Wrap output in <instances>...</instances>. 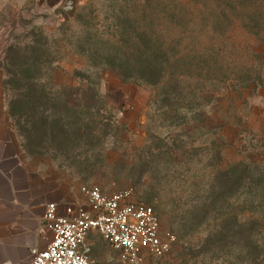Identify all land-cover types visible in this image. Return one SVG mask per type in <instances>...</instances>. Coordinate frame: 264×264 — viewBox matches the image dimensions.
I'll list each match as a JSON object with an SVG mask.
<instances>
[{"label": "rangeland", "instance_id": "1", "mask_svg": "<svg viewBox=\"0 0 264 264\" xmlns=\"http://www.w3.org/2000/svg\"><path fill=\"white\" fill-rule=\"evenodd\" d=\"M134 1L77 0L70 16L67 0H0V95L7 108L12 93L38 91L22 100L38 121L31 152L18 136L25 160L75 192L82 184L132 187L177 237L158 264H264V194L252 182L264 162V74L239 119L223 93L160 108L164 91L124 79L120 67ZM258 50L264 59V43ZM45 106L62 125H41ZM234 215L254 220L250 247ZM236 229L242 234L233 243L215 241ZM91 239L96 264H120L99 235Z\"/></svg>", "mask_w": 264, "mask_h": 264}, {"label": "trees", "instance_id": "2", "mask_svg": "<svg viewBox=\"0 0 264 264\" xmlns=\"http://www.w3.org/2000/svg\"><path fill=\"white\" fill-rule=\"evenodd\" d=\"M132 3L134 7L127 17H132L133 32L119 47L127 52V58L119 59L124 79L160 87L164 91L160 108L223 93L230 101L233 116L239 119L246 99L256 95L263 84L264 59L258 49L264 43V0H136ZM37 94V89L32 88L16 91L7 104L8 117L22 138L21 145L29 152L38 121L34 118L35 107L24 108L22 100H32ZM41 94L45 102L51 100L46 91ZM53 107L45 106L40 121L43 127L62 121L50 114ZM72 108L76 111L78 107ZM257 162L255 172L260 180L252 181L256 185L253 188L264 194V162ZM244 174L247 175L245 168L238 176L233 175L234 186ZM231 217L235 226L243 228V235L246 234L243 240L250 247L254 242L251 228L254 220ZM242 231L236 229L227 236H217L215 241L230 239L233 243Z\"/></svg>", "mask_w": 264, "mask_h": 264}, {"label": "built area", "instance_id": "3", "mask_svg": "<svg viewBox=\"0 0 264 264\" xmlns=\"http://www.w3.org/2000/svg\"><path fill=\"white\" fill-rule=\"evenodd\" d=\"M79 194L63 213L57 203L48 204L45 220L52 237L44 249L33 251L30 264H96L93 234L118 252L120 264H158L173 251L176 235L163 231L155 208L135 200L132 187L82 184Z\"/></svg>", "mask_w": 264, "mask_h": 264}, {"label": "crops", "instance_id": "4", "mask_svg": "<svg viewBox=\"0 0 264 264\" xmlns=\"http://www.w3.org/2000/svg\"><path fill=\"white\" fill-rule=\"evenodd\" d=\"M79 195V189L27 163L0 95V264H30L33 251L44 249L52 237L45 220L48 204L57 203L63 213Z\"/></svg>", "mask_w": 264, "mask_h": 264}, {"label": "water", "instance_id": "5", "mask_svg": "<svg viewBox=\"0 0 264 264\" xmlns=\"http://www.w3.org/2000/svg\"><path fill=\"white\" fill-rule=\"evenodd\" d=\"M76 4L77 0H67L63 6V9L68 15L73 16L76 11Z\"/></svg>", "mask_w": 264, "mask_h": 264}]
</instances>
